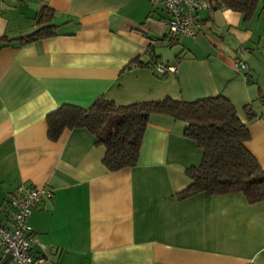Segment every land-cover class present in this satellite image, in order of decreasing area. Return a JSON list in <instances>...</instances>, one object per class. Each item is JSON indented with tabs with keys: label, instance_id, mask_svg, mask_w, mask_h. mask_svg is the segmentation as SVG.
Listing matches in <instances>:
<instances>
[{
	"label": "crops",
	"instance_id": "obj_1",
	"mask_svg": "<svg viewBox=\"0 0 264 264\" xmlns=\"http://www.w3.org/2000/svg\"><path fill=\"white\" fill-rule=\"evenodd\" d=\"M211 1L194 14V35L173 42L155 0H0V221L10 223L17 185L50 188L28 216L33 254L49 264H264V199L179 193L202 155L184 120L151 113L136 163L113 170L85 126L47 133L62 103L221 93L243 119L244 104L257 112L246 146L264 168V0L249 18Z\"/></svg>",
	"mask_w": 264,
	"mask_h": 264
},
{
	"label": "trees",
	"instance_id": "obj_2",
	"mask_svg": "<svg viewBox=\"0 0 264 264\" xmlns=\"http://www.w3.org/2000/svg\"><path fill=\"white\" fill-rule=\"evenodd\" d=\"M215 1L243 12L246 18L252 15L258 3V0ZM42 13L43 7L39 15ZM44 28L22 39H34L45 31ZM165 36L174 42V38ZM150 63L153 61L145 62L146 65ZM242 108L245 119L232 100L221 93L193 100L164 96L126 104L98 97L87 107L62 103L50 110L46 115L47 133L51 139H56L65 127L85 126L94 133L96 142L104 145L103 161L113 170L136 163L149 115L166 113L185 121L184 133L193 138L202 151L200 161L186 168L190 182L180 194L241 190L249 200L255 201L264 199V168L248 149L246 141L250 138L247 121L257 112L250 102Z\"/></svg>",
	"mask_w": 264,
	"mask_h": 264
},
{
	"label": "built area",
	"instance_id": "obj_3",
	"mask_svg": "<svg viewBox=\"0 0 264 264\" xmlns=\"http://www.w3.org/2000/svg\"><path fill=\"white\" fill-rule=\"evenodd\" d=\"M163 3L170 12L169 17L162 19L164 32L178 39L194 35V14L201 8H212L211 0H155ZM160 70H174L172 64H157ZM245 63L239 61L236 68L241 70ZM52 190L46 186H32L22 183L17 185L8 200L10 206L9 225L0 221V259L8 264H49L42 253L33 254L31 248V225L28 216L33 206L43 198L51 197Z\"/></svg>",
	"mask_w": 264,
	"mask_h": 264
},
{
	"label": "rangeland",
	"instance_id": "obj_4",
	"mask_svg": "<svg viewBox=\"0 0 264 264\" xmlns=\"http://www.w3.org/2000/svg\"><path fill=\"white\" fill-rule=\"evenodd\" d=\"M180 41H182V40H180ZM179 41V43H181ZM178 43H172L171 45H166V47L164 46V49H163V52H164V54L166 55L167 54V52L169 51V47H171V46H173V45H177Z\"/></svg>",
	"mask_w": 264,
	"mask_h": 264
}]
</instances>
